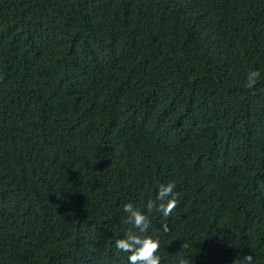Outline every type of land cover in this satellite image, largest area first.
Returning a JSON list of instances; mask_svg holds the SVG:
<instances>
[{"label": "trees", "instance_id": "16d2710c", "mask_svg": "<svg viewBox=\"0 0 264 264\" xmlns=\"http://www.w3.org/2000/svg\"><path fill=\"white\" fill-rule=\"evenodd\" d=\"M264 264V0H0V264Z\"/></svg>", "mask_w": 264, "mask_h": 264}, {"label": "clouds", "instance_id": "9594fccd", "mask_svg": "<svg viewBox=\"0 0 264 264\" xmlns=\"http://www.w3.org/2000/svg\"><path fill=\"white\" fill-rule=\"evenodd\" d=\"M173 181L161 182L156 189L155 199L147 200L144 208L136 206L132 201L123 204L126 220L131 225L121 238L115 240V247L127 253V264H161L158 253L160 238L157 231H167V225L161 224L156 231H150L152 221L149 214L155 210L162 217L167 218L178 203V193L174 190ZM247 264H252L253 257H244ZM180 264H187L181 260Z\"/></svg>", "mask_w": 264, "mask_h": 264}]
</instances>
